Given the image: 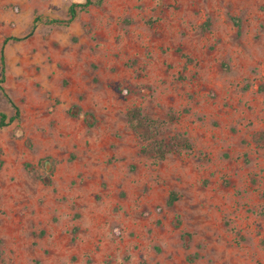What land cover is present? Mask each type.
I'll list each match as a JSON object with an SVG mask.
<instances>
[{
    "label": "rangeland",
    "instance_id": "374dc122",
    "mask_svg": "<svg viewBox=\"0 0 264 264\" xmlns=\"http://www.w3.org/2000/svg\"><path fill=\"white\" fill-rule=\"evenodd\" d=\"M84 1L0 0V264H264V0Z\"/></svg>",
    "mask_w": 264,
    "mask_h": 264
},
{
    "label": "trees",
    "instance_id": "16d2710c",
    "mask_svg": "<svg viewBox=\"0 0 264 264\" xmlns=\"http://www.w3.org/2000/svg\"><path fill=\"white\" fill-rule=\"evenodd\" d=\"M89 4H91L90 0H85L79 4H71L68 7L67 19L60 22L67 24L74 19L77 11L75 6L79 7L80 9H84ZM52 22H57V20L54 19ZM0 78L1 82L3 79V71ZM0 90H3L1 85ZM127 117L130 127L137 133L143 142V150L146 153L151 154L156 159H164L166 155L172 151L191 148V143L184 134L179 133L170 137L169 139L162 137L161 134L165 125V121L145 114L141 107H131L128 110ZM11 119L12 118L9 120ZM6 124V115L4 113H0V127L5 126ZM173 200L174 197L171 196L168 203H171Z\"/></svg>",
    "mask_w": 264,
    "mask_h": 264
}]
</instances>
